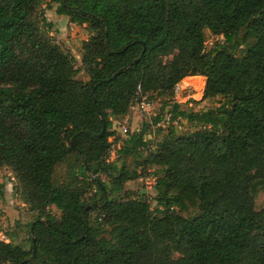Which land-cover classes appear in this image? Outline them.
I'll return each mask as SVG.
<instances>
[{
  "label": "trees",
  "instance_id": "16d2710c",
  "mask_svg": "<svg viewBox=\"0 0 264 264\" xmlns=\"http://www.w3.org/2000/svg\"><path fill=\"white\" fill-rule=\"evenodd\" d=\"M42 1L0 0V166L35 213L29 250L0 240V264H264V0H54L58 14L92 32L81 45L87 80L40 33ZM205 29L223 38L206 51ZM194 75L205 77L203 98L223 101L166 110L188 130L153 131L160 138L142 165L161 175L154 212L144 200L110 198L138 175L125 159L147 147L150 125L121 146L113 175L111 118L130 113L138 88L172 95ZM73 153L82 163L57 182L56 167Z\"/></svg>",
  "mask_w": 264,
  "mask_h": 264
},
{
  "label": "rangeland",
  "instance_id": "374dc122",
  "mask_svg": "<svg viewBox=\"0 0 264 264\" xmlns=\"http://www.w3.org/2000/svg\"><path fill=\"white\" fill-rule=\"evenodd\" d=\"M58 3L54 0H43L35 11L34 18L39 26V31L42 35L48 37L52 43L59 46L65 51H69L74 57V64L79 68L77 75L78 79L87 80L88 76L81 63V45L91 35V30L88 25L77 24L70 21L66 15H60L56 12ZM50 25H49V24ZM244 31L242 30L239 35ZM205 42L204 49L209 48L217 41H222V36L214 35L208 29L204 30ZM244 52V46L241 45L237 51L238 55ZM172 54L167 56L168 59ZM190 77V78H188ZM192 77V78H191ZM180 91L177 96L174 95H158L156 92L145 93L153 102L154 108L150 115L143 114L138 108H131L127 115L111 118L112 127L110 131L112 134L109 141L112 142L108 155L105 157V162L112 164L114 170L110 174H117L121 166V146L129 139L132 134L139 132L143 124H150L144 139L147 140V147L141 148V154L136 156H129L125 159V164L129 170H136L137 176L126 181L121 191L111 193L109 197L118 198V200L125 199H139L144 200L149 204L150 210L154 212L156 203L155 183L157 178L161 175L156 174L153 168L149 167L143 169V159L149 152L156 148L157 141L160 136L153 132L156 127L163 128L164 132L171 126L180 131L188 130L186 120L177 118L173 122H169V113L166 111L175 102L185 111H207L216 110V108L223 101V97L216 96L213 98H203V89L205 85V77L201 75L187 76L180 81ZM170 100V104L165 108L164 118L152 125L151 122L155 116L161 111L162 102ZM124 119H126L124 121ZM118 122V124H116ZM127 127V132L123 133L122 128ZM82 163V158L73 153L63 163L56 167L54 178L57 182H64L72 179V172L76 171L78 166ZM92 177L91 173H87ZM109 173H101L100 179L109 183ZM0 185H3L0 190V240L8 242L12 239L14 244L22 246L29 250V227L28 224L33 220L35 213L30 209L29 205L23 202L20 196V186L17 178L11 168L7 166H0ZM95 188L91 190L94 192ZM108 196V195H107ZM100 194L97 193L99 199ZM99 203L92 210L91 216L94 217L99 213ZM55 215L59 217L60 212L53 210ZM29 259V258H28ZM32 264H38L33 262Z\"/></svg>",
  "mask_w": 264,
  "mask_h": 264
},
{
  "label": "built area",
  "instance_id": "2783aa9c",
  "mask_svg": "<svg viewBox=\"0 0 264 264\" xmlns=\"http://www.w3.org/2000/svg\"><path fill=\"white\" fill-rule=\"evenodd\" d=\"M180 87H181L180 82L176 83L173 86V93L175 96L178 95V93L180 91ZM134 107L138 108L143 114L150 115L152 113L154 105H153L152 100L145 93H142L141 90L138 88V91L136 92L134 101L132 102L131 108H134ZM125 120L126 119H124V121ZM116 124H118V122H116ZM122 132L126 133L127 127L124 126L122 128Z\"/></svg>",
  "mask_w": 264,
  "mask_h": 264
},
{
  "label": "water",
  "instance_id": "95a60500",
  "mask_svg": "<svg viewBox=\"0 0 264 264\" xmlns=\"http://www.w3.org/2000/svg\"><path fill=\"white\" fill-rule=\"evenodd\" d=\"M104 132H105V126L103 125V127H102V129H101V132H100V134H99V136H102ZM87 207H88V206H87ZM32 244H33V254H34V252H35V238H34V237L32 238ZM33 254H32V255H33ZM28 260H29V259L25 260V262L28 261Z\"/></svg>",
  "mask_w": 264,
  "mask_h": 264
},
{
  "label": "crops",
  "instance_id": "0c3cea01",
  "mask_svg": "<svg viewBox=\"0 0 264 264\" xmlns=\"http://www.w3.org/2000/svg\"><path fill=\"white\" fill-rule=\"evenodd\" d=\"M188 78H190V77H188Z\"/></svg>",
  "mask_w": 264,
  "mask_h": 264
}]
</instances>
